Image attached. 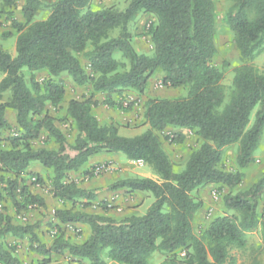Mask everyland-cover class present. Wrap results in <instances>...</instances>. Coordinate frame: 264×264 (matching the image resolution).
Returning a JSON list of instances; mask_svg holds the SVG:
<instances>
[{
  "label": "trees",
  "instance_id": "trees-1",
  "mask_svg": "<svg viewBox=\"0 0 264 264\" xmlns=\"http://www.w3.org/2000/svg\"><path fill=\"white\" fill-rule=\"evenodd\" d=\"M92 1L24 0L22 22L7 16L16 34V55L12 58L0 47V134L11 128L7 110L14 113L16 133L7 138L8 147L0 146V203L8 200L16 212L27 206L45 207L44 199L32 194L23 179L31 174L30 165L38 163L50 171L52 196L62 204L54 211L57 226L83 225L89 235L77 245L58 237L47 247L35 233L37 223L13 224L0 207V264H22L15 247L5 244L7 236L29 238L36 244L30 250L41 256L67 252L74 261L86 264H148L155 252L165 255L163 264H225L231 249L246 246L245 234L258 226L264 246V213H257L264 174L246 191L225 194V213L213 218L199 235L193 229V220L203 208L194 193L210 185L229 191L240 185L264 128V74L251 65L264 47V0H231L223 16L241 63L227 99L224 72L213 64L214 0H130L122 11L111 6L91 10ZM17 2L0 0V12L12 14ZM42 9L47 16L35 20ZM139 14L153 18L146 30L150 55L133 46L129 25ZM39 72L48 79L37 81ZM155 74L161 75L162 86L185 89V96L147 99L143 119L148 128L138 136L122 137L115 125L99 123L94 108L101 103L128 110L114 98L121 99L126 91L144 94ZM62 75L91 90L90 97L66 104V118L76 131L72 144L47 112V106L56 110L65 100L64 86L55 81ZM95 95H103V101L94 100ZM167 128L188 129L199 140L179 172L159 135ZM43 134L54 148L34 147ZM164 139L181 144L185 136L177 132ZM236 144V169L225 171L223 149ZM100 153L122 154L127 161H141L151 168L156 179L124 178L109 186L111 191L151 194L154 201L143 215L113 219L85 211L93 206L95 192L79 187L68 174L79 172ZM101 209L107 211V205Z\"/></svg>",
  "mask_w": 264,
  "mask_h": 264
},
{
  "label": "rangeland",
  "instance_id": "rangeland-1",
  "mask_svg": "<svg viewBox=\"0 0 264 264\" xmlns=\"http://www.w3.org/2000/svg\"><path fill=\"white\" fill-rule=\"evenodd\" d=\"M52 0H42V2L50 3ZM130 0H93L90 9L99 10L105 7H114L117 10H124ZM216 8V35H215V45L217 47V55L213 60L214 66L222 69L223 81L222 84L226 89V99L228 98V93L230 91L232 78L235 69L239 68L241 63L238 59V54L235 47L232 45V32L226 26L223 21V16L227 9L231 5V0H214ZM24 3V0H18L16 4V9L14 12H19V6ZM12 14L8 11L0 12V18L7 22L5 28L11 26V21L8 19ZM48 14L46 9H42L37 13L35 20H42ZM8 16V17H7ZM153 18L149 15L139 14L134 18V20L129 25V31L132 34V42L135 50L138 53L150 55L152 51V46L150 38L146 34V30ZM2 23V22H0ZM15 40L16 36H11L0 40V46L4 51H6L12 58L15 57ZM13 47V51L11 50ZM79 58L84 65L87 72L88 64L82 55ZM251 65L259 74H264V47L256 55ZM25 71V69H23ZM28 76V73H25ZM3 78V74L0 73V80ZM48 79V76L44 72H39L36 74V80L43 82ZM56 82H60L65 90L66 97L59 109H53L47 106V112L53 116L56 120L57 127L66 136L67 142L69 144L73 143L76 131L68 118L65 115V107L70 99L74 100H84L91 96V90L88 87H77L75 86L71 79L66 75L55 79ZM186 94V90L183 88L170 89L162 86L161 75L155 74L149 81L148 87L144 94L138 95L133 91H126L121 99L115 97L116 102L122 103L123 106L128 108L126 111L112 109L107 107L100 102L103 101V95H95L94 100L98 101L100 104L93 109V114L101 124H113L118 128V134L122 137L131 138L138 136L145 132L148 128L143 119L144 103L149 98H169L176 99L182 98ZM4 96V100L6 99ZM129 105V106H128ZM257 108H255L250 115L248 127H251ZM6 120L10 124V129L3 131L0 134V146L8 147L7 138L11 137L16 133L14 114H6ZM10 121V122H9ZM183 133L185 136L184 141L181 144L171 143L164 138L173 133ZM162 141V145L169 158L171 159L174 170L179 172L183 169L184 164L190 155V153L197 148L199 140L193 134L192 131L188 129H174L167 128L162 133H159ZM35 148H54L55 145L52 141H47L46 136L43 134L41 137L34 142ZM238 145H233L223 149V156L221 166L225 171L233 172L236 169V154ZM113 163L100 164L99 162L94 163V166L79 175L78 173L70 174L71 178L77 177L81 185L86 187H91L90 190L95 192L96 200L92 207L85 210L86 212L98 214L107 213L112 211V215H117L119 209H122L126 214L130 210L137 209L136 206L139 201L143 202L139 208V214L143 215L148 207L153 203L154 199L151 194L141 193L143 198L133 196L132 199L125 193L111 191L109 186L119 179L133 178V177H147L154 179V174L151 168L147 165H137L132 161H127L124 155L117 154ZM253 160L248 167L243 170L244 179L241 184L229 191V189L210 185L199 189L194 196L198 197L203 202V208L196 214L193 220V229L195 235H199L200 232L206 227V225L215 217L223 215L225 209L223 207V196L228 192L232 194L246 191L251 185L264 174V128L258 143L256 150L253 152ZM103 163V162H102ZM39 166L38 163H32L30 167ZM100 166H105V169L95 175L94 169ZM85 173H87L85 175ZM34 175H38L37 177ZM51 173L43 169L40 174L31 172L30 175L24 176V182L28 185L30 192L34 195H38L45 201V207L39 208L36 206H27L16 212L11 203L8 200L0 203V207L5 209V213L11 217L12 223L16 225H34L38 224L35 233L39 239V242L45 246H50L52 242L58 237H62L68 243L77 245L83 242L89 235V229L83 225H60L57 226L55 221L54 211L62 207L61 202L53 198L52 196V186H51ZM79 186V185H78ZM80 187V186H79ZM82 188V187H81ZM111 195L113 199L109 201ZM127 198L126 202H124ZM112 204V207L108 208L107 211L103 212L101 205ZM69 207V204L66 206ZM258 215L264 213V194L257 208ZM120 216V213L117 215ZM59 225V224H58ZM262 230L258 226L254 231L247 232L245 234L246 246L242 248H232L229 257L225 264H264V246L262 241ZM5 244L12 245L15 247V255L21 261L22 264H45L49 262L50 264H86L74 261L67 252L62 255L52 254L50 257L41 256L30 250V245L35 246L36 244H31L29 238L16 240L10 236H7L4 240ZM181 254L180 256H183ZM165 255L160 252L153 253L149 259L148 264H163ZM108 264H110L108 262Z\"/></svg>",
  "mask_w": 264,
  "mask_h": 264
},
{
  "label": "crops",
  "instance_id": "crops-1",
  "mask_svg": "<svg viewBox=\"0 0 264 264\" xmlns=\"http://www.w3.org/2000/svg\"><path fill=\"white\" fill-rule=\"evenodd\" d=\"M24 3H22L18 8H19V12H14L15 13V15L13 16V18L15 19V20H17L18 22H22V15H21V7H22V5H23ZM16 9V8H15ZM4 20V19H3ZM3 20H1V18H0V22H2V23H0V40H3L4 38H3V33H9L10 34V36L9 37H11V36H16V34H15V31L12 29V27L11 26H9L8 28H5L6 27V25H7V22L6 23H4V21ZM1 47V46H0ZM2 48V47H1ZM8 51H13V47L11 48V50H8ZM6 114H14L12 111H10V110H7L6 112H5V116H6ZM10 122V121H9ZM117 154H107V153H100V154H97V155H95V156H93L90 160H89V162L87 163V164H85L80 170H79V172H77L78 174L77 175H79V174H81V173H83V172H86V171H88L90 168H91V166H94V163H96V162H99L100 164H109V163H113L114 162V160H115V158L117 157L116 156ZM103 162V163H102ZM44 168L41 166V165H39V166H35V167H29L28 168V170H27V173H31V172H35L36 174H40V171H42ZM70 174H73V173H69L68 174V178L70 179V177L69 176H72V175H70ZM148 177V176H147ZM150 178V177H149ZM154 179H156V177H154ZM70 180H73L74 182H76V184L77 185H79L80 187H82L83 189H87V190H90V188L91 187H86L85 185H81L80 183H81V180L80 181H78L77 180V177H73V178H71ZM117 192H121V193H125L126 195H128L127 196V198L129 197L130 199H132V197L133 196H139V197H141V198H143V196L140 194V193H127L124 189L123 190H117ZM114 197H113V195H111V197H110V199H109V201H111L112 199H113ZM127 198H125V200H124V202H126V201H128V200H126ZM142 203L143 202H141V201H139L138 203H137V205L136 206H138L139 205V207L137 208V209H134V210H130L129 211V213L128 214H126V212H123L122 211V209H119V213H120V216H117V215H112V211H108L107 213H100V214H103V215H105V216H107V217H110V218H113V219H120V218H123V217H125V216H128V215H140L139 214V208H140V206L142 205ZM107 207H109V208H111L112 207V204L111 203H109V205H107Z\"/></svg>",
  "mask_w": 264,
  "mask_h": 264
},
{
  "label": "built area",
  "instance_id": "built-area-1",
  "mask_svg": "<svg viewBox=\"0 0 264 264\" xmlns=\"http://www.w3.org/2000/svg\"><path fill=\"white\" fill-rule=\"evenodd\" d=\"M134 163H136L137 165H140V166L143 165V162H141V161H137V162H134ZM104 169H105V166H100V167H97L96 169H94L93 171H94V173L96 175L97 173L101 172Z\"/></svg>",
  "mask_w": 264,
  "mask_h": 264
}]
</instances>
